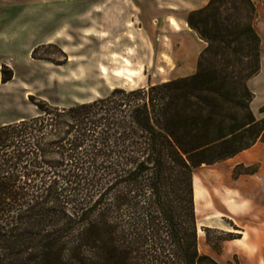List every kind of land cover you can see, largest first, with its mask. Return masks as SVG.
Here are the masks:
<instances>
[{
  "label": "trees",
  "instance_id": "1",
  "mask_svg": "<svg viewBox=\"0 0 264 264\" xmlns=\"http://www.w3.org/2000/svg\"><path fill=\"white\" fill-rule=\"evenodd\" d=\"M214 2L188 19L209 44L195 74L68 107L40 100L35 116L0 125V264H219L198 249L194 170L264 142V117L247 85L260 37L247 25L236 47L214 45ZM214 49L234 56L221 69L246 60L237 92L203 67Z\"/></svg>",
  "mask_w": 264,
  "mask_h": 264
},
{
  "label": "rangeland",
  "instance_id": "2",
  "mask_svg": "<svg viewBox=\"0 0 264 264\" xmlns=\"http://www.w3.org/2000/svg\"><path fill=\"white\" fill-rule=\"evenodd\" d=\"M157 1L0 0V122L35 116L38 112L35 102L40 100L62 108L106 98L116 88L135 90L177 79L166 76L164 60L167 55L160 54V46H154L148 37L149 30L155 31V18H151L150 28L142 25L145 17H151L149 11L152 14ZM214 7L219 9L217 22L213 23L212 18L207 22L210 35L215 39L214 45L224 35L232 47H236L232 42L236 33L251 25L260 37L261 64L264 61V35L259 24L264 20L260 12L264 9V0H215ZM23 9L34 10L24 12ZM192 12L187 16V23ZM192 19L198 21V15H193ZM19 27H26V33L17 38ZM196 34L207 47L208 42ZM31 37L32 41L40 43L32 45ZM223 52L214 49L207 53L203 67L221 69L225 57H234L229 51ZM123 58L131 63L129 68L135 70L133 81L114 74L117 69L124 68ZM245 63L244 59L241 64L222 67L229 77L225 89L230 92L240 89V80L233 78V72L237 68L245 69ZM103 68L107 70L106 74L102 72ZM8 76L12 79L3 82ZM253 88L257 107L264 101V71ZM263 106L253 112L257 119L264 117L260 111ZM224 161L203 164L194 170L201 254L208 244L218 245L216 250H219L220 241L231 237L230 232L214 226L225 213L222 197L225 185L221 174L227 164ZM255 166L236 168L233 176L238 172H249ZM225 224L232 229L230 224Z\"/></svg>",
  "mask_w": 264,
  "mask_h": 264
},
{
  "label": "crops",
  "instance_id": "3",
  "mask_svg": "<svg viewBox=\"0 0 264 264\" xmlns=\"http://www.w3.org/2000/svg\"><path fill=\"white\" fill-rule=\"evenodd\" d=\"M207 4L208 0H158L152 14L149 11L151 17L143 20V27L152 26L151 18H155L157 22L154 33L149 30L148 37L154 46H160V54L167 55L164 60L167 77H186L196 72L199 56L206 45L189 27L187 16L191 11L201 9ZM33 10L23 9L24 12ZM260 12L264 17V9H260ZM259 25L264 35V20ZM19 28L17 38L26 33V27ZM32 43L34 45L40 42L34 40ZM263 71L264 61H261L260 71L248 80V86L253 93V86L257 84ZM255 99L254 93L251 103L253 112H257L264 104L263 101L255 107ZM16 120L18 119L2 121L0 125ZM224 162L227 164L221 169V174L225 185V192L222 193L225 213L214 226L225 232L235 233L233 238L220 241L219 250L208 244L204 254L211 256L219 264H264V142L257 141L249 149ZM253 165L256 166L251 171L238 172L233 176L236 168ZM196 190L195 187V203ZM225 223L230 224L232 229Z\"/></svg>",
  "mask_w": 264,
  "mask_h": 264
},
{
  "label": "bare ground",
  "instance_id": "4",
  "mask_svg": "<svg viewBox=\"0 0 264 264\" xmlns=\"http://www.w3.org/2000/svg\"><path fill=\"white\" fill-rule=\"evenodd\" d=\"M123 62H124V68H119L117 69L114 74L115 76L117 77H125L127 78L129 81H133V78L135 77L136 73H135V70L133 69H130V62L127 60V59H123ZM102 72L104 74L107 73V70L105 68L102 69ZM138 75V74H137ZM109 78V77H108Z\"/></svg>",
  "mask_w": 264,
  "mask_h": 264
}]
</instances>
